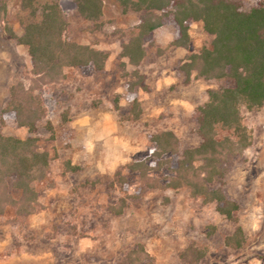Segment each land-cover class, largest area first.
Masks as SVG:
<instances>
[{"label": "rangeland", "instance_id": "obj_1", "mask_svg": "<svg viewBox=\"0 0 264 264\" xmlns=\"http://www.w3.org/2000/svg\"><path fill=\"white\" fill-rule=\"evenodd\" d=\"M102 2L96 31L72 0H59V6L65 37L107 54L103 71L67 67L63 79L48 83L31 73L26 49L6 38L5 24L21 35L22 12L15 0H0L6 7L5 21L0 19V111L13 84L38 95L43 116L32 136L50 157L34 211L17 217L7 207L0 214V264H264V106L241 110L252 143L225 165L222 189L239 206L237 223L184 187H163V169L149 171L141 183L124 166L154 148L149 134L169 130L181 149L198 143L193 110L215 83L186 64L210 37L195 22L187 46L175 47L169 44L173 27L164 24L144 40L135 65L122 52L139 14L121 13L114 0ZM132 84H138L132 88L137 117L125 99ZM0 132L28 135L10 117L2 123L0 117ZM236 224L245 237L237 249L225 244ZM136 247L149 257L132 254Z\"/></svg>", "mask_w": 264, "mask_h": 264}, {"label": "trees", "instance_id": "obj_2", "mask_svg": "<svg viewBox=\"0 0 264 264\" xmlns=\"http://www.w3.org/2000/svg\"><path fill=\"white\" fill-rule=\"evenodd\" d=\"M15 1L22 12V33L17 36L6 24L3 30L7 39L26 49L30 71L39 80L57 82L63 79V69L67 67L90 66L95 72L103 71L105 52L65 37L67 21L59 0ZM72 1L89 28L99 30L102 0ZM114 1L121 13L139 14L136 24L126 32L128 40L123 46L122 55L130 63L136 65L143 58L142 44L156 28L171 24L169 44L185 47L190 40L189 27L197 22L210 41L188 56L186 67L215 83L214 88L207 90L206 100L193 110L196 146L181 149L169 130L149 134L154 148L124 168L136 173L143 184L149 171L163 169L166 173L163 187H184L190 196L214 203L220 215L237 223L234 213L239 206L225 196L223 177L228 160L252 143V132L243 123L241 110H258L264 105V0H252L249 6L243 0ZM5 8V5L0 8L3 22ZM137 86L127 87L125 95L134 117L140 113L132 91ZM42 116L38 95L20 83L8 88L7 102L0 111L1 123L4 118H13L19 127L27 129L28 135L21 139L0 132V214L7 207L17 217L34 211L37 188L45 179L50 161L46 152L38 150L37 138L32 136ZM197 162L200 164L196 165ZM244 241L243 229L238 224L225 238V244L235 249ZM136 253L149 257L141 247L132 250V254ZM260 259L264 261V254Z\"/></svg>", "mask_w": 264, "mask_h": 264}, {"label": "crops", "instance_id": "obj_3", "mask_svg": "<svg viewBox=\"0 0 264 264\" xmlns=\"http://www.w3.org/2000/svg\"><path fill=\"white\" fill-rule=\"evenodd\" d=\"M263 106H264V105H263ZM263 106H262V107H263ZM262 107H261V109H262Z\"/></svg>", "mask_w": 264, "mask_h": 264}]
</instances>
